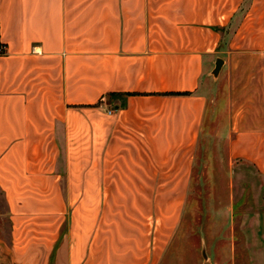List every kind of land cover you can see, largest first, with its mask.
<instances>
[{"label":"crops","instance_id":"obj_1","mask_svg":"<svg viewBox=\"0 0 264 264\" xmlns=\"http://www.w3.org/2000/svg\"><path fill=\"white\" fill-rule=\"evenodd\" d=\"M203 134L260 184L201 245L264 264V0H0V264H204Z\"/></svg>","mask_w":264,"mask_h":264},{"label":"rangeland","instance_id":"obj_2","mask_svg":"<svg viewBox=\"0 0 264 264\" xmlns=\"http://www.w3.org/2000/svg\"><path fill=\"white\" fill-rule=\"evenodd\" d=\"M226 146L225 138L220 137V135L203 134L202 136L192 173L189 197L182 223V235L195 242L197 254L198 256L202 255L204 264L209 262V258L206 256L207 253L212 259V263L209 262L210 264H251L248 262H228L225 247H221L219 238L218 245L213 246V248L201 245L202 234L205 233V208H215L219 212L221 206L229 205L230 202L238 206V199L235 198L231 201L229 198L230 190L233 188V190L237 188L241 191L238 198L244 202L243 206L253 207L256 199L254 186L256 188L260 184V178L251 166L233 163L228 159ZM236 175L240 177L238 182L232 177ZM8 232L9 223L6 205L0 192V242L7 241ZM220 234L221 231H218L217 237ZM241 250H243V247H241ZM204 255L206 258H204Z\"/></svg>","mask_w":264,"mask_h":264},{"label":"water","instance_id":"obj_3","mask_svg":"<svg viewBox=\"0 0 264 264\" xmlns=\"http://www.w3.org/2000/svg\"><path fill=\"white\" fill-rule=\"evenodd\" d=\"M220 63L221 61L220 60H217L216 61V64H215V70H214V73H216L220 67ZM204 258H206V256L204 255ZM205 264H210L209 262H206Z\"/></svg>","mask_w":264,"mask_h":264}]
</instances>
